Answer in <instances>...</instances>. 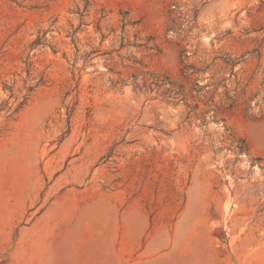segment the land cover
<instances>
[{
  "label": "rangeland",
  "instance_id": "obj_1",
  "mask_svg": "<svg viewBox=\"0 0 264 264\" xmlns=\"http://www.w3.org/2000/svg\"><path fill=\"white\" fill-rule=\"evenodd\" d=\"M0 264H264V0H0Z\"/></svg>",
  "mask_w": 264,
  "mask_h": 264
}]
</instances>
